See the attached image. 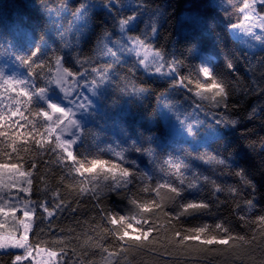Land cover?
I'll return each mask as SVG.
<instances>
[{"label": "trees", "instance_id": "16d2710c", "mask_svg": "<svg viewBox=\"0 0 264 264\" xmlns=\"http://www.w3.org/2000/svg\"><path fill=\"white\" fill-rule=\"evenodd\" d=\"M243 3L251 4L257 15L264 13L261 0H0V73L5 78L27 81L33 90L43 87V95L53 93L47 67L45 77L30 79L26 65L18 59L30 56L37 47L39 61L56 52L65 67H79L74 56L95 66L111 65L107 78L96 87V107L80 130L74 152L82 165L101 159L119 162L116 153H120L122 163L136 174L128 186L113 191L104 176L78 174L76 166L64 164L56 151L55 131L43 139L48 135L47 122L18 105L15 91L0 88V113L6 117L3 130L16 132L12 125L19 122L24 125L19 131L33 132L27 142L17 141L16 152L5 148L9 157L19 156L25 165L37 164L29 177L33 202L15 187L3 193L6 200L15 193L11 199L36 212L29 236L32 248L59 253L56 264H251L249 253L254 254L255 264H264V219H258L264 216V34L259 39L230 34L229 28L239 24ZM131 16L135 20L122 29L120 20ZM141 36L163 53L165 64L177 62L180 73L193 79L198 78L203 61L225 82L228 103L236 105L226 115L236 123H218L215 106L223 90L199 99L174 84L175 74L149 75L130 44ZM105 45L114 49V56L107 54ZM127 80L140 90H124ZM30 107L38 111L46 105L34 95ZM17 108L23 115L12 116L9 122L7 117ZM5 143L0 137V144ZM200 153L212 159L205 162L198 158ZM167 159L183 161L185 177L197 184L171 202L170 210L177 211L179 203L190 200H203L208 209L169 222L155 210L149 213L134 206L133 200L147 195L141 192L142 175L152 183L175 181L163 167ZM237 170L243 171L251 187L234 175ZM210 181L225 190L213 191ZM228 186L240 195L233 198ZM57 199L66 207L48 219L41 211L42 202L47 200L51 208ZM221 199L225 202L220 203ZM249 199L251 206L243 203ZM98 200L104 201V211L96 207ZM111 213L119 219L110 220ZM145 221L161 225L151 242L139 246L122 239L130 229L139 233L150 226ZM8 224L19 227L11 217ZM197 229L204 230L209 244L232 232L248 233L249 239L255 233L256 240L244 244L238 255H231L232 242L219 247L202 244L197 252L169 243L176 232L187 237L189 230ZM122 247L132 250L125 252ZM3 253L0 264H8Z\"/></svg>", "mask_w": 264, "mask_h": 264}, {"label": "snow or ice", "instance_id": "6c2138e0", "mask_svg": "<svg viewBox=\"0 0 264 264\" xmlns=\"http://www.w3.org/2000/svg\"><path fill=\"white\" fill-rule=\"evenodd\" d=\"M261 3H264V0H261ZM241 16L238 21L239 26L245 29L249 34L257 33V38H260V34H264V13L257 15L256 12L251 11V4L243 3L240 6ZM135 16L122 18L120 20V26L123 29L126 25L133 22ZM118 43V42H117ZM131 47L135 51L139 63L142 66L148 67L150 61L156 59L160 60V63L154 68V71L159 74L167 70L171 74H175L176 79L174 84L185 88L195 97L201 99L203 95H212L215 96L217 92L222 91V99L218 101L215 106V112L217 115L218 123L220 124H235V120L229 121L227 113L231 109H235L236 105H229L228 103V88L224 81L219 80L212 72L209 67L199 66L198 78L193 79L191 75H185L180 73L179 66L177 62H170L165 64L163 61V53L155 48L150 42L145 40L142 36L137 37L133 40H130ZM66 46V45H65ZM105 49L108 55H115V51L112 47L105 45ZM21 63L26 65L28 69V76L30 79L35 78L36 75L40 77H45L44 70L47 67V78L50 83L56 85L59 90L64 94L65 98L68 99L72 107L64 108L53 102H47L46 108L41 110H33L30 105L33 102L34 95H42L45 91L43 87H38L30 89L26 86L27 81L17 80L15 78H5L2 73H0V88H3L5 92L15 91L16 103L23 108H27L32 115L42 117L46 121V126L44 131L48 134L44 136L43 139L47 140L51 137L53 132L56 129L61 131H67L69 128L78 129V124L73 118L74 112L73 108L81 109L85 108L87 104V96L84 95L85 90L91 92L97 87L99 83H103L107 78V72L111 65H91L89 61L81 60L74 56L78 68L65 67L64 62L62 61L61 55H58L56 52H53L49 58L44 61H39V48H34L31 52V55L28 57L18 58ZM53 65L55 67L53 68ZM231 68V66H229ZM39 68L40 73H36L35 69ZM91 76V79H87V76ZM84 81L82 84L81 81ZM124 90H133L138 91L135 84L131 80H127L122 85ZM75 97L72 99L71 97ZM199 108V105H197ZM47 114V115H45ZM22 116L23 114L20 111V108L12 111L11 115L7 117V120L11 122L12 116ZM26 119V118H25ZM6 117L4 114L0 113V137H4L6 143L0 144V167L4 169L5 177L9 176L12 172H15L17 176L22 177L21 182L8 186L6 183L0 184V200L3 199V191H11L12 188H16L17 192H23L26 197L29 198L28 202H33L31 199V188L32 180L29 179L33 175L32 169L37 168V164L34 161H30L28 165L21 163V158L19 156L9 157V153L5 150L10 149L12 152H16L17 149L14 147L17 141L24 140L27 142V137L32 135V131H19L24 128L23 124L16 122L13 127L18 131L9 134L3 130V124L5 123ZM63 125V127H61ZM191 134V133H189ZM36 135L41 136V134L36 130ZM72 136L76 135V131H73ZM41 139H36V144L39 145ZM77 140L63 139L60 135L55 136V149L58 151L63 159L64 164L75 165L77 173L83 172L84 174H91L92 176L101 175L106 177L111 181L110 191L118 190L123 187H126L134 179L135 173L132 169L126 167L123 161V156L120 153H116L117 161L113 162L109 160H93L88 165H82L80 159L74 152V145H76ZM264 144V141L261 142ZM137 151H141L137 149ZM147 152V149L144 150ZM9 157V158H5ZM198 158L207 162L212 158L207 156L204 153H200ZM219 163V161H216ZM163 167L166 169V172L171 176L175 177L174 182L168 180L162 182L152 183V181L146 176L142 175L141 179L144 181V185L141 188L143 194H147L143 200H133L132 203L134 206L141 209L144 212H153L155 210L161 216L167 218L169 222L173 220H178L180 216L191 214L200 209H208L210 205L203 200H190L186 203H179L177 211L170 210V203L180 200L183 196L185 189H193L197 187L195 181H192L185 177L184 169L186 165L183 161L177 159H167L163 162ZM95 169V171H93ZM234 175L245 185L251 187L249 180L244 178V173L242 170H237L234 172ZM213 191H224V188H221L220 185L216 184L214 181H210ZM227 192L231 194L233 198L240 195L236 188L228 186L226 188ZM58 196V194H57ZM224 200H220V203H224ZM243 203L248 206L252 205V200L243 201ZM239 206V202H236L235 209ZM66 205L63 203V200L57 199L53 207H48L47 200L42 202L41 211L45 212L49 216H55L58 212L63 213ZM96 207L101 211L105 210L104 201L98 200L96 202ZM0 208H3V211L0 212V232L4 233L6 239L3 243H0V250H5L4 255L8 259V264H34V253L36 249L32 248L29 242L30 234H33L34 227V217L36 216L35 211H29L27 207H21L17 205L14 208L4 207L0 205ZM234 209V210H235ZM72 213H76V208L71 209ZM20 213V215H17ZM9 217L17 222L18 228L16 226L10 227L8 224ZM30 218L32 223L28 226L27 231L24 230L25 220ZM240 219L244 217L240 216ZM109 219H119L117 214L111 213ZM258 219H264V216L258 217ZM146 224L150 226L145 227L137 231L129 230L127 236L122 237L123 240L129 242L133 245L144 246L148 242H151L155 237L154 233L157 235L161 229V225L154 224L151 221H145ZM190 235L184 237L182 233L176 232L175 240L169 239V243H175L177 246L183 245L185 248L190 251L197 252L200 250L202 244H208L209 247H219V246H229L231 243V255L239 254L238 249L243 248L244 244H250L252 241L256 240V235L253 233L251 238H248V233L240 234L228 233L221 240L213 239L212 243H208L205 240L203 235L204 230H189ZM227 232V229H225ZM137 235L139 238L137 239ZM8 236H11V239H7ZM223 248V247H220ZM122 251H130L132 249L128 247H122ZM56 256H59V253H55ZM251 264H255V258L253 253L248 254ZM235 264V261H233Z\"/></svg>", "mask_w": 264, "mask_h": 264}, {"label": "rangeland", "instance_id": "374dc122", "mask_svg": "<svg viewBox=\"0 0 264 264\" xmlns=\"http://www.w3.org/2000/svg\"><path fill=\"white\" fill-rule=\"evenodd\" d=\"M251 11H253V10H251ZM229 32L234 38H241V37L249 36V35H252L250 37H257V33L254 32V33L249 34L245 29L241 28L239 26V24L230 27ZM156 60L150 61L149 66L146 67V69H144V70L151 76H156V77H160V78L169 77L170 74L167 72V70H165L164 72L159 73V74H157L154 71V68L158 65ZM159 63H160V60H159ZM201 65L204 66L203 61L201 62ZM52 87H53V93H50L48 95H46V94L38 95V98L41 101H43L45 105L47 104V102L50 101V102L56 103L59 106L64 107V108L72 107V105L69 103L68 99L65 98L64 94L59 90V88L54 84L52 85ZM84 95L87 96L86 107L81 108V109L73 108V112H74L73 118L76 120V122L79 126L78 129L76 130L74 128H69L67 131H61L60 129L55 130V133L57 135H60L63 139L73 138V139L77 140V142H78L80 140L79 139L80 130L87 123L88 114L92 111V109H94L96 107V104H97V98L96 97H98L97 88L95 87V89L91 92H88L87 90H85ZM71 98L75 99L74 96ZM61 127H63V125ZM73 131H76L75 136L71 135ZM9 172L11 174L9 176L5 177L4 169L2 167H0V184L6 183L8 186H11V184H13L14 182L16 184L20 182V180H19L20 176H17V174L15 172H12L11 170H9ZM3 193H4V191H3ZM14 194L10 195V197L7 195L8 200H6L4 198L2 200H0V205H3L4 207H8L10 209L16 207L17 205H19L21 207H27L25 205V203L22 202L21 200L16 202L15 200L11 199L12 197L15 196ZM2 195H4V194H2ZM0 211H3V208H0ZM29 211H31V210L29 209ZM46 215H47L48 219L52 217V216H49L48 214H46ZM31 223H32V221L30 218L25 220V226H24L25 231H27L28 226ZM5 239H6L5 235L0 233V243H3L5 241ZM7 239H11V236H8ZM0 251H5V250H0ZM56 261H57V256L55 255V253L48 252V251H46L44 249H40V248L36 249V253H34V264H56Z\"/></svg>", "mask_w": 264, "mask_h": 264}]
</instances>
